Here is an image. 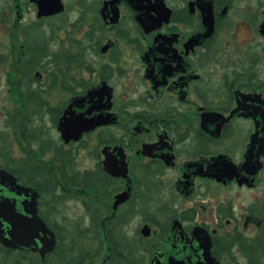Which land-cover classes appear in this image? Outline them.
I'll return each mask as SVG.
<instances>
[{"label": "flooded vegetation", "instance_id": "af4514ba", "mask_svg": "<svg viewBox=\"0 0 264 264\" xmlns=\"http://www.w3.org/2000/svg\"><path fill=\"white\" fill-rule=\"evenodd\" d=\"M4 200L0 264H264V0H0Z\"/></svg>", "mask_w": 264, "mask_h": 264}, {"label": "water", "instance_id": "95a60500", "mask_svg": "<svg viewBox=\"0 0 264 264\" xmlns=\"http://www.w3.org/2000/svg\"><path fill=\"white\" fill-rule=\"evenodd\" d=\"M60 4V3H59ZM58 10H61V7ZM40 14V13H39ZM69 111H66L63 118L61 120H64L65 125H69L70 127L74 128L77 125L72 123L69 118L67 119L66 116L69 114L72 116L73 114H70ZM82 124L83 122L80 121ZM79 123V124H80ZM35 210L32 209L28 211V214L31 216H34ZM0 220L6 223L8 226V232H5L2 224L0 222V243L7 247L12 249H17L20 246H27L29 247L30 244L28 243V240L31 242L30 239H25L23 237H26L24 235V231L27 232L31 229H36L37 233H41V237L38 236V241L43 246V251H50L53 248L54 245V236L49 231V229L46 227V225L38 218H34L35 225L31 224V221H28L30 219L24 217L21 213L17 212L15 209L14 202L8 204L6 200L0 202ZM27 220V226L25 225V221ZM39 235V234H38ZM27 238V237H26ZM47 246V248H45ZM42 252V250H41Z\"/></svg>", "mask_w": 264, "mask_h": 264}, {"label": "rangeland", "instance_id": "374dc122", "mask_svg": "<svg viewBox=\"0 0 264 264\" xmlns=\"http://www.w3.org/2000/svg\"><path fill=\"white\" fill-rule=\"evenodd\" d=\"M74 212V211H73Z\"/></svg>", "mask_w": 264, "mask_h": 264}]
</instances>
